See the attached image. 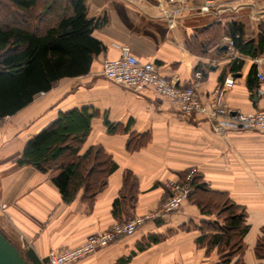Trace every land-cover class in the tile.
Listing matches in <instances>:
<instances>
[{
    "label": "crops",
    "instance_id": "1",
    "mask_svg": "<svg viewBox=\"0 0 264 264\" xmlns=\"http://www.w3.org/2000/svg\"><path fill=\"white\" fill-rule=\"evenodd\" d=\"M158 1L85 0L88 17L105 19L93 35L106 49L86 74L61 79L0 122V230L30 264H43L52 250L74 248L120 220L158 211L170 195L167 183L180 180L192 168L208 187L228 192L245 207L250 229L244 236L243 259L245 264H264L255 250L264 236V132L222 130L206 117L182 114L153 88L136 92L103 74L104 59L120 56L128 46L180 86L191 85L194 73L201 70L198 88L204 98L219 88L232 109L262 111L264 98L256 90L264 87L257 76L264 62L259 65L257 57L230 48L226 30L238 22L245 39H256L264 23V0H218L207 12H188L177 19L159 16ZM236 58L242 64L233 71ZM227 79L231 86L225 85ZM84 107L95 115L79 154L101 145L117 168L95 197L86 198L81 188L72 202H65L53 181L55 172L19 165L17 159L27 141L61 112ZM128 170L136 178V189L133 198L125 196L115 215L114 202ZM210 219L216 218L186 201L75 264H225L217 249L208 253L198 243L202 221ZM151 235L161 239L147 245Z\"/></svg>",
    "mask_w": 264,
    "mask_h": 264
},
{
    "label": "trees",
    "instance_id": "2",
    "mask_svg": "<svg viewBox=\"0 0 264 264\" xmlns=\"http://www.w3.org/2000/svg\"><path fill=\"white\" fill-rule=\"evenodd\" d=\"M51 16L54 20L40 29ZM104 23L105 19L88 17L85 0H0V119L15 115L61 79L86 74L94 58L106 49L93 35L94 29ZM226 34L242 55L255 58L264 54V23L256 39H245L244 26L238 22L230 23ZM241 64V59H234L232 70H239ZM94 115L87 107L61 112L27 141L17 159L19 165L55 172L53 181L65 202H72L81 188L86 198L95 197L117 168L101 145L79 154ZM107 125L110 132L115 130L109 122ZM128 147L133 148L131 143ZM193 183L195 190L188 201L195 203L202 214L216 218L202 221L198 243L206 246L208 253L217 249L225 264H245L244 236L250 229L245 207L233 201L228 192L208 187L198 171ZM135 185L134 174L126 171L121 196L114 202L115 215H119L126 195L133 198ZM160 239L151 235L147 245ZM255 250L264 258V236Z\"/></svg>",
    "mask_w": 264,
    "mask_h": 264
},
{
    "label": "built area",
    "instance_id": "3",
    "mask_svg": "<svg viewBox=\"0 0 264 264\" xmlns=\"http://www.w3.org/2000/svg\"><path fill=\"white\" fill-rule=\"evenodd\" d=\"M217 2L218 0H159L156 8L159 16L177 19L188 12H207L214 8ZM229 47L234 49L232 38H229ZM255 60L259 65L264 62L263 57H257ZM103 74L108 80L136 92H141L148 87L153 88L160 96L168 99L170 104L182 114L206 117L214 121L216 126L222 130L243 129L264 132V110L256 113L234 110L222 99L223 93L219 88L212 96L202 97L198 88L203 77L201 70H196L195 80L191 85L180 86L164 77L156 64L140 60L128 46H124L120 56L104 59ZM257 76L264 82L263 70L259 69ZM225 85L231 86L232 80L227 79ZM256 91L264 98V87L259 85ZM196 172L197 170L192 168L183 180L167 183L170 195L158 211L135 216L128 221L118 222L106 230L94 232L82 244L74 248L52 250L43 264H75L112 242L132 235L148 220L162 213L178 210L195 190L193 181Z\"/></svg>",
    "mask_w": 264,
    "mask_h": 264
},
{
    "label": "water",
    "instance_id": "4",
    "mask_svg": "<svg viewBox=\"0 0 264 264\" xmlns=\"http://www.w3.org/2000/svg\"><path fill=\"white\" fill-rule=\"evenodd\" d=\"M0 264H30L0 230Z\"/></svg>",
    "mask_w": 264,
    "mask_h": 264
},
{
    "label": "rangeland",
    "instance_id": "5",
    "mask_svg": "<svg viewBox=\"0 0 264 264\" xmlns=\"http://www.w3.org/2000/svg\"><path fill=\"white\" fill-rule=\"evenodd\" d=\"M54 18H55V17L51 16L46 22L43 21V23L40 24V25H41L40 29H41L42 27H44L46 24L50 23L52 20H54ZM38 27H39V26H38ZM213 217H215V216H213Z\"/></svg>",
    "mask_w": 264,
    "mask_h": 264
}]
</instances>
